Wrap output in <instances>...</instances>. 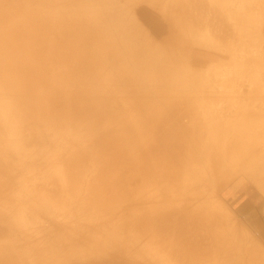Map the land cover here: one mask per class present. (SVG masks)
<instances>
[{
  "label": "bare ground",
  "instance_id": "1",
  "mask_svg": "<svg viewBox=\"0 0 264 264\" xmlns=\"http://www.w3.org/2000/svg\"><path fill=\"white\" fill-rule=\"evenodd\" d=\"M255 193L264 0H0V264H264Z\"/></svg>",
  "mask_w": 264,
  "mask_h": 264
},
{
  "label": "rangeland",
  "instance_id": "2",
  "mask_svg": "<svg viewBox=\"0 0 264 264\" xmlns=\"http://www.w3.org/2000/svg\"><path fill=\"white\" fill-rule=\"evenodd\" d=\"M245 190V189H244ZM253 190V189H252ZM251 191V190H250ZM249 191V192H250ZM243 192V191H242ZM243 193H245V192H243ZM258 195V196H257ZM254 197H245V196H242V195H238L237 197H236V199H230V198H228V197H225V200L227 201V203H228V206L231 208L230 210L232 211L233 210V208H234V210L232 211V212H234V213H236V214H238L239 216H240V219L242 220V222H243V224H245L246 222V224L245 225H247L248 224V222L250 221V225L252 224V226L250 227V225L249 226H247V228L249 227V230H250V228L251 229H253L254 231L253 232H256V235H257V233H259L261 230L263 231L264 230V203L263 204H261V208H260V210L261 209H263L262 210V215H260V213H258L257 214V216H256V220L255 219H253L252 217H247L246 215L247 214H249L250 212H249V210H253V209H255L256 207H255V201H256V199H258L259 198V194L258 193H255L254 195H253ZM228 198V199H227ZM239 198V199H238ZM248 198V199H247ZM243 201H249V204L250 205H248V207L250 208H248V211H246L245 213L244 212H242V211H239L238 209H237V206H239V205H241L242 204V202ZM264 202V201H263ZM226 203V204H227ZM232 206V207H231ZM263 206V207H262ZM243 216V217H242ZM245 216V217H244ZM242 218H245L244 220L242 219ZM253 221H251V220ZM263 220V221H262ZM245 221V222H244ZM252 222V223H251ZM256 224V226H255V224ZM259 228V229H258ZM256 230V231H255Z\"/></svg>",
  "mask_w": 264,
  "mask_h": 264
}]
</instances>
